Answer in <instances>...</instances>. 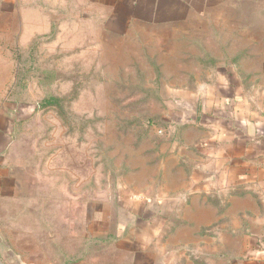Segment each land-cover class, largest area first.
<instances>
[{
  "label": "rangeland",
  "instance_id": "rangeland-1",
  "mask_svg": "<svg viewBox=\"0 0 264 264\" xmlns=\"http://www.w3.org/2000/svg\"><path fill=\"white\" fill-rule=\"evenodd\" d=\"M192 3L37 0L0 36L5 264H259L264 206L212 178V117L264 101V0Z\"/></svg>",
  "mask_w": 264,
  "mask_h": 264
},
{
  "label": "crops",
  "instance_id": "crops-1",
  "mask_svg": "<svg viewBox=\"0 0 264 264\" xmlns=\"http://www.w3.org/2000/svg\"><path fill=\"white\" fill-rule=\"evenodd\" d=\"M37 0H0V36H6L8 42L11 40L13 34L19 35L21 33V20H28L29 4ZM58 1V0H57ZM124 2L138 3L146 2L148 0H123ZM155 4L161 2H182L183 0H149ZM189 3L197 5L199 0H186ZM201 1V0H200ZM44 2V1H43ZM201 3V2H200ZM12 20H18V26H13ZM15 27V28H13ZM17 27L19 31H15ZM5 46V37H4ZM2 45V44H1ZM3 46V45H2ZM0 46V48L2 47ZM5 61L0 58V65H4ZM9 65V64H8ZM9 84L11 80L9 79ZM7 99V92L0 91V194H6L10 190L11 184L6 183L5 173L10 171V168L5 165L4 157L6 150L11 142L12 120L10 116L6 115V108L2 106ZM222 106H217V112L213 120L217 125L226 127V133L223 134L217 142L214 143V149L221 155L218 169L212 172V178L221 184L228 187V189H242L238 192L241 196H255L259 197L261 205L264 206V101L261 107L250 109L246 106L235 105L240 103V100L235 98H228V101L223 102ZM212 108V107H211ZM192 109V110H191ZM194 106L190 108L192 112ZM214 110V108H212ZM196 110V108H195ZM212 110V112H213ZM189 108H186L184 117L190 113ZM198 111V107H197ZM183 117V118H184ZM196 115L195 120L184 121L181 124L194 123L199 121ZM220 151V152H219ZM220 180V181H219ZM218 183V184H219ZM10 222L4 220L0 222V227H6ZM264 226V224H263ZM0 228V264H5L6 258L11 252V243L8 238L6 240V231ZM258 250L255 252L259 264H264V232L260 235ZM69 264V263H67ZM74 264V263H73Z\"/></svg>",
  "mask_w": 264,
  "mask_h": 264
},
{
  "label": "trees",
  "instance_id": "trees-1",
  "mask_svg": "<svg viewBox=\"0 0 264 264\" xmlns=\"http://www.w3.org/2000/svg\"><path fill=\"white\" fill-rule=\"evenodd\" d=\"M63 101L64 98L60 96H55V95H49L47 97H44L41 101L40 107H45V106H57L59 109V112L62 114L63 111Z\"/></svg>",
  "mask_w": 264,
  "mask_h": 264
},
{
  "label": "water",
  "instance_id": "water-1",
  "mask_svg": "<svg viewBox=\"0 0 264 264\" xmlns=\"http://www.w3.org/2000/svg\"><path fill=\"white\" fill-rule=\"evenodd\" d=\"M192 112H195V108L193 109ZM192 112H191V113H192ZM195 116H196V113L190 114V115L184 117L182 121L184 122V121L195 120Z\"/></svg>",
  "mask_w": 264,
  "mask_h": 264
},
{
  "label": "built area",
  "instance_id": "built-area-1",
  "mask_svg": "<svg viewBox=\"0 0 264 264\" xmlns=\"http://www.w3.org/2000/svg\"><path fill=\"white\" fill-rule=\"evenodd\" d=\"M158 132H161V130H158Z\"/></svg>",
  "mask_w": 264,
  "mask_h": 264
}]
</instances>
